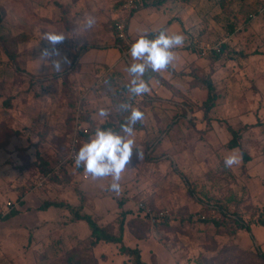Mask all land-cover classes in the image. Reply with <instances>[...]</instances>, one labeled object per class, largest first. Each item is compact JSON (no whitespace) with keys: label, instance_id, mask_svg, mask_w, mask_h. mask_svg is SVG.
Instances as JSON below:
<instances>
[{"label":"rangeland","instance_id":"1","mask_svg":"<svg viewBox=\"0 0 264 264\" xmlns=\"http://www.w3.org/2000/svg\"><path fill=\"white\" fill-rule=\"evenodd\" d=\"M0 8V264H134L119 243L92 244L88 224L75 220L73 209L115 232L126 211L123 243L138 247L149 264L229 261L233 254L232 260L244 255L243 264H258L255 254L264 253V0H164L144 7L157 18L154 30L168 28L213 47L205 54L185 44L176 48L195 55L190 74L212 80L216 99L208 111L201 82L186 88L182 81L185 88L174 89L173 98L130 97L127 70L110 66L132 63L117 47L122 0H0ZM86 13L96 23L80 31ZM48 31L66 38L51 45L43 40ZM125 102L144 113L135 126L143 159L134 154L119 195L109 190L111 177L94 180L70 164L4 218L7 201L29 188L39 163L66 153L77 119L80 148L97 127L119 130L129 115L119 110ZM101 107L108 117L96 115ZM230 127L239 131L234 148ZM233 154L239 164L225 167ZM45 200L72 208L39 209ZM144 206L167 210L173 219L152 223ZM229 212L236 218L228 219Z\"/></svg>","mask_w":264,"mask_h":264},{"label":"clouds","instance_id":"2","mask_svg":"<svg viewBox=\"0 0 264 264\" xmlns=\"http://www.w3.org/2000/svg\"><path fill=\"white\" fill-rule=\"evenodd\" d=\"M95 23V17L86 13L84 28L80 31L91 29ZM65 38L63 32L48 31L43 34V40L51 45L60 44ZM184 42L183 34L172 32L168 28L159 30L154 38H150L146 33L138 36L131 45L132 63L127 69L130 80L126 87L130 97L137 98L150 92L149 81L144 79L145 73L149 70L159 73L167 69L176 59L174 49L183 46ZM44 55L46 56L47 53L45 52ZM55 67L59 71V63ZM119 110L129 113L120 124L119 130L97 127L89 140L79 148L74 158V166L83 167L84 173L92 179L111 177L109 190L117 195L121 192L122 174L134 154L138 160L143 159V152L136 144L135 126L144 120V113L131 103H121ZM109 114V110L104 107L99 108L96 113L100 118H106ZM239 162V157L235 154L224 159V165L228 168Z\"/></svg>","mask_w":264,"mask_h":264},{"label":"built area","instance_id":"3","mask_svg":"<svg viewBox=\"0 0 264 264\" xmlns=\"http://www.w3.org/2000/svg\"><path fill=\"white\" fill-rule=\"evenodd\" d=\"M146 0H122V12L119 17L115 21V32L117 39L119 40L117 46L121 50L122 57L126 62L131 63L132 59L130 56V48L131 45L135 42L138 37L131 36L128 30V20L129 16L132 12L139 9L141 6L144 5ZM158 34V32H154L149 35L150 38H154V36ZM185 42L184 44L191 49H196L202 52L203 54L206 53L208 49L211 50L213 47H205L198 43V41L194 37L184 36ZM83 129V125L80 119H77V123L75 125L74 131L70 137V142L68 145V149L65 154L60 155L57 159L53 162H50L48 166V170L46 172H40L35 175L34 181L29 185L23 193H20L17 197V200H8L7 206L8 211L14 208L18 203L25 199V197L34 191H39L46 187L48 181L54 175H61L63 170L67 168V165L73 164L74 165V158L76 153L79 151L80 145V131ZM85 177L87 175L85 174ZM144 213L148 216L149 220L152 223H158L160 221L165 220H172L173 215L169 213L167 210H156L149 206H144ZM202 218H206V215L203 214ZM236 216L229 212V218L233 219Z\"/></svg>","mask_w":264,"mask_h":264},{"label":"trees","instance_id":"4","mask_svg":"<svg viewBox=\"0 0 264 264\" xmlns=\"http://www.w3.org/2000/svg\"><path fill=\"white\" fill-rule=\"evenodd\" d=\"M164 0H153L151 3H149L148 0L145 1V6L151 5V4H161ZM141 7V8H142ZM0 12L1 14H3V10L0 8ZM0 18H2L0 16ZM159 32V31H158ZM152 33H149L148 35H150ZM118 40V39H117ZM7 53L9 54V56L12 58L13 55L7 51ZM13 59V58H12ZM197 79V76H195L193 74V79L190 81V85H197V83H203L206 85L207 88V96L203 101V106L205 107V109L208 111L211 109V107L214 105L215 103V99H216V94L214 91V85L212 83V80L209 78H203V79ZM123 123L122 121H120V124ZM231 128V134L232 137L230 138V140L228 141V147L229 148H234L239 146V131L238 129H235L234 127H230ZM88 135H83V138H88ZM135 153V150H134ZM243 158L244 160L248 161L250 158L248 157V155H246L245 153H243ZM49 162L48 161H41L39 163V167L40 169H38L37 173L40 172H46L48 170V166H49ZM35 166V164H34ZM65 173V171H63V173L61 175H54L52 176L51 179L55 180L57 178H61L62 175ZM50 206H58V207H63V206H67V207H71V205L66 204L64 202L61 201H51V200H45L40 206L39 209H47ZM18 213V210L16 209H11L10 211H8L4 218H9L11 216H14ZM125 214L126 211H123L121 213L122 218L119 221L118 224V232L113 231V229H109L105 226L100 225L90 214L88 213H82L79 211V209H73V218L75 220H84L89 228H90V235H91V243L92 244H96L99 243L101 241L104 242H113V243H119V249L120 252L122 253H126L130 256L134 257V264H149L148 262H146L145 260L142 259L141 256V251L138 247H130L127 245H124L123 243V231H124V226H125V222H124V218H125ZM147 216V215H146ZM148 217V216H147ZM149 219V218H148ZM217 223V222H216ZM259 223H261L262 225H264V208H263V215L260 217L259 219ZM240 226H242L240 224ZM243 227V226H242ZM250 230V228H248ZM235 256V254H233L230 258L229 261L227 259H213L210 258V260H206L205 263L200 262L199 260H197V264H210L212 261H214L215 264H243L244 261L246 260L245 257L242 256H237L235 260H232V258ZM255 263L258 264H264V253H257L255 254Z\"/></svg>","mask_w":264,"mask_h":264},{"label":"crops","instance_id":"5","mask_svg":"<svg viewBox=\"0 0 264 264\" xmlns=\"http://www.w3.org/2000/svg\"><path fill=\"white\" fill-rule=\"evenodd\" d=\"M146 7V6H145ZM157 18H152L150 16V10L145 9L144 7L137 9L136 11L132 12L131 16L128 20V30L129 34L134 37H138L142 33H154L158 32L157 30H154L152 21H156ZM140 28V31H137L135 28ZM118 47V46H117ZM119 48V47H118ZM174 51L176 53V59L173 61V65L171 64L167 69L159 72L154 73L150 70L145 73L144 79L149 81L150 86V92L149 94L153 96H166L165 98H173L175 95L174 89H180L185 88V86H182V81H187V87H190V81L193 79L192 73L190 74V68L197 66L195 64V55L190 53L188 50L185 49H175ZM178 67L179 71H176V69L173 67ZM110 66H116L119 70H127L126 64H118L116 61H113L110 63ZM188 72V74L180 75L179 73ZM174 73H178L177 76H175ZM158 76L160 78H158ZM183 78V79H180ZM185 78V79H184ZM181 82V83H180ZM185 85V84H184ZM159 95V96H158Z\"/></svg>","mask_w":264,"mask_h":264}]
</instances>
